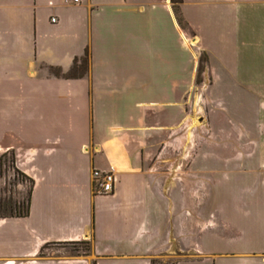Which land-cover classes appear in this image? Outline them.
<instances>
[{"label":"crops","instance_id":"1","mask_svg":"<svg viewBox=\"0 0 264 264\" xmlns=\"http://www.w3.org/2000/svg\"><path fill=\"white\" fill-rule=\"evenodd\" d=\"M179 13L191 37L170 0H0V155L34 182L28 215L0 219V264H151L176 247L147 159L188 119L195 87L234 144L189 156L210 192L194 253L175 264H264V0H181ZM110 167L112 192L93 193L92 171ZM85 240L87 255L39 256Z\"/></svg>","mask_w":264,"mask_h":264},{"label":"rangeland","instance_id":"2","mask_svg":"<svg viewBox=\"0 0 264 264\" xmlns=\"http://www.w3.org/2000/svg\"><path fill=\"white\" fill-rule=\"evenodd\" d=\"M184 31L188 37L192 36L190 30L186 27L184 28ZM200 57L205 60L201 64L205 69L207 63L206 56L201 54ZM202 73L203 71L200 73L197 71L195 79L197 85H200L201 83ZM190 97L192 109H190L188 119L172 136L166 138L163 144L152 149L150 151V156L147 159V165L156 175V178L161 185L162 192L170 197V221L167 225L166 231L171 235L170 241L176 244V247H167L165 251L153 259V264H174L176 260L190 257L194 253L189 249L191 244L190 230L193 225L194 231H198L199 226L196 223L201 222L203 214L201 200L203 197L207 196L210 191L208 192L206 188H202V180H204L202 175L187 174V164L190 160V154L200 148L230 149L233 148L234 144L232 139L219 140L216 130L218 128L213 124L211 125L215 114H213V111L211 110L207 114L208 109L203 102L204 93H202L198 87H195L191 92ZM208 115L210 117V123H207L206 121ZM192 120L195 121L193 126H191ZM226 131L231 133L232 129L230 128ZM3 168L5 169L6 167L4 166ZM6 171L7 174L0 177V198L3 196V190L5 187L7 190L5 193L6 198L9 196V193H11L12 198H23L25 192L29 188L28 182L26 180H23L22 182L20 180L17 181L13 179L12 172L9 170ZM171 180L173 181L171 182ZM227 191L231 192L230 198H233L235 197L237 189H227ZM216 195V201L219 199L226 201L228 199L225 198L227 196H224L225 194L223 193L220 196L217 192ZM259 223L262 224V222ZM85 248L90 250L89 241L85 240L70 244H47L41 252H39V256L63 257L72 254L80 255ZM238 248L239 246L237 244L228 246L222 245L220 250L233 252Z\"/></svg>","mask_w":264,"mask_h":264},{"label":"trees","instance_id":"3","mask_svg":"<svg viewBox=\"0 0 264 264\" xmlns=\"http://www.w3.org/2000/svg\"><path fill=\"white\" fill-rule=\"evenodd\" d=\"M173 11L175 15L177 16V21L180 26V28H185V23L183 19L180 16L179 13V5L181 3V0H170ZM201 57L199 58L197 71L198 73L203 71V67L201 64L204 62ZM87 69V53L85 52L84 57L80 60L79 65L77 64V60L74 61L73 67L71 71L66 75L67 77H76L78 75H82ZM52 73L55 76H59V70L58 69H52ZM198 78V77H197ZM6 167V170H9L12 172L13 179L17 181H23L26 180L29 184L28 190L25 192V196L23 198H12L11 193H9V196L6 198L5 193L7 192L6 187L3 190V196L0 198V219H6V218H24L28 215L29 212V204H30V196L33 188V180L26 176L23 172H21L15 165V157L13 154V151H6L3 154L0 155V177L7 174V171L3 168ZM8 171V172H9ZM9 192V191H8ZM70 243H76V242H69L64 244H70ZM45 247L42 246L40 251ZM89 253V249L85 248L82 254H72L68 255L67 257H77V256H84ZM153 260H151V264H153ZM176 263V261H175ZM174 263V264H175Z\"/></svg>","mask_w":264,"mask_h":264},{"label":"built area","instance_id":"4","mask_svg":"<svg viewBox=\"0 0 264 264\" xmlns=\"http://www.w3.org/2000/svg\"><path fill=\"white\" fill-rule=\"evenodd\" d=\"M77 2V0H73ZM54 22V19H51ZM92 177V191L95 194L106 195L112 192L114 185V170L110 167L108 170H93Z\"/></svg>","mask_w":264,"mask_h":264},{"label":"bare ground","instance_id":"5","mask_svg":"<svg viewBox=\"0 0 264 264\" xmlns=\"http://www.w3.org/2000/svg\"><path fill=\"white\" fill-rule=\"evenodd\" d=\"M194 124H195V121L192 120V122H191V126H193ZM188 136H189V134H188Z\"/></svg>","mask_w":264,"mask_h":264}]
</instances>
